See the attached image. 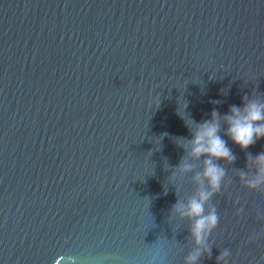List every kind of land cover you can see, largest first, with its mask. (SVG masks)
Wrapping results in <instances>:
<instances>
[{
    "label": "water",
    "instance_id": "1",
    "mask_svg": "<svg viewBox=\"0 0 264 264\" xmlns=\"http://www.w3.org/2000/svg\"><path fill=\"white\" fill-rule=\"evenodd\" d=\"M245 95L264 99V0H0V264H184L177 144ZM221 136L200 264H264V193L239 177L264 138Z\"/></svg>",
    "mask_w": 264,
    "mask_h": 264
},
{
    "label": "clouds",
    "instance_id": "2",
    "mask_svg": "<svg viewBox=\"0 0 264 264\" xmlns=\"http://www.w3.org/2000/svg\"><path fill=\"white\" fill-rule=\"evenodd\" d=\"M159 105L160 99L156 107ZM186 108L187 103L184 111ZM177 114L184 120L178 111ZM192 123L194 127L185 123L191 138L181 137L184 143L177 145L183 149L184 155L168 176L175 182L192 174L193 193L187 199L177 198L169 213L170 220L179 218L189 222L188 232L193 247L185 257L184 264H200L202 258H211L212 255L209 238L218 225L219 216L211 200L221 192L226 176V170L219 161L233 164L236 160L221 132L247 152L250 146L264 138V99L245 95L242 97V106H230L227 114L221 115L213 110L209 119L199 123L192 120ZM190 161H199L200 169L197 171ZM245 169L247 171H239L243 186L250 191L264 193V151L255 156L247 153ZM257 220L261 218L257 216ZM262 233L264 228L251 240L258 239ZM229 256V250L224 249L216 257V264H227Z\"/></svg>",
    "mask_w": 264,
    "mask_h": 264
}]
</instances>
